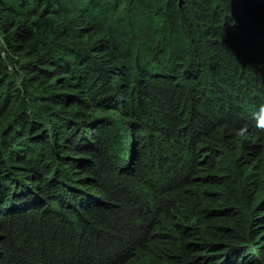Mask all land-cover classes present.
I'll use <instances>...</instances> for the list:
<instances>
[{
    "label": "trees",
    "instance_id": "trees-1",
    "mask_svg": "<svg viewBox=\"0 0 264 264\" xmlns=\"http://www.w3.org/2000/svg\"><path fill=\"white\" fill-rule=\"evenodd\" d=\"M263 99L264 0H0V264H264Z\"/></svg>",
    "mask_w": 264,
    "mask_h": 264
},
{
    "label": "rangeland",
    "instance_id": "rangeland-1",
    "mask_svg": "<svg viewBox=\"0 0 264 264\" xmlns=\"http://www.w3.org/2000/svg\"><path fill=\"white\" fill-rule=\"evenodd\" d=\"M160 13L157 12L156 18L149 16L147 19L139 21V23L143 24V29L141 34L138 36V39L142 41L146 47H155L157 41L159 40L160 36V22H159V15ZM178 49L175 50V55L179 53Z\"/></svg>",
    "mask_w": 264,
    "mask_h": 264
},
{
    "label": "clouds",
    "instance_id": "clouds-1",
    "mask_svg": "<svg viewBox=\"0 0 264 264\" xmlns=\"http://www.w3.org/2000/svg\"><path fill=\"white\" fill-rule=\"evenodd\" d=\"M252 126L255 130L264 134V99L258 106V109L254 112ZM249 247V248H248ZM264 248V239H258L250 245H245L243 248L242 259L251 257L252 253L257 252L259 249Z\"/></svg>",
    "mask_w": 264,
    "mask_h": 264
}]
</instances>
